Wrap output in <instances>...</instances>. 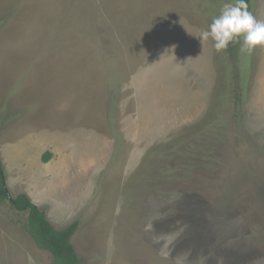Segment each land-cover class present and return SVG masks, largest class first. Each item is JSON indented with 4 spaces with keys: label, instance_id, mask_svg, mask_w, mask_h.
<instances>
[{
    "label": "rangeland",
    "instance_id": "374dc122",
    "mask_svg": "<svg viewBox=\"0 0 264 264\" xmlns=\"http://www.w3.org/2000/svg\"><path fill=\"white\" fill-rule=\"evenodd\" d=\"M225 2L0 0L6 185L82 264H264V49L194 37ZM26 218L0 264H53Z\"/></svg>",
    "mask_w": 264,
    "mask_h": 264
},
{
    "label": "trees",
    "instance_id": "16d2710c",
    "mask_svg": "<svg viewBox=\"0 0 264 264\" xmlns=\"http://www.w3.org/2000/svg\"><path fill=\"white\" fill-rule=\"evenodd\" d=\"M251 11V0H246ZM236 45L229 46L232 52ZM48 155L42 159L47 160ZM8 201L11 208L27 215L24 230L33 239L38 248L48 251L53 264H82L70 240L75 234L78 222L74 221L63 229H55L47 220L45 213L33 204L25 194L11 197L6 185L3 162L0 158V202Z\"/></svg>",
    "mask_w": 264,
    "mask_h": 264
},
{
    "label": "clouds",
    "instance_id": "9594fccd",
    "mask_svg": "<svg viewBox=\"0 0 264 264\" xmlns=\"http://www.w3.org/2000/svg\"><path fill=\"white\" fill-rule=\"evenodd\" d=\"M194 37L201 45L211 40L217 53L239 45L242 55H251L258 48L264 49V20L256 18L246 0H226L208 28Z\"/></svg>",
    "mask_w": 264,
    "mask_h": 264
}]
</instances>
